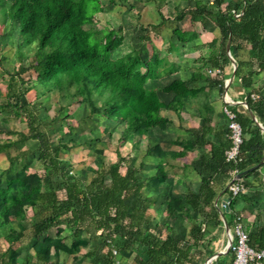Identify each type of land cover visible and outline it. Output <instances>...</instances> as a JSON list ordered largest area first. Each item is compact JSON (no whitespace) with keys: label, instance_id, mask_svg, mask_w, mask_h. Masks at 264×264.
Listing matches in <instances>:
<instances>
[{"label":"trees","instance_id":"obj_1","mask_svg":"<svg viewBox=\"0 0 264 264\" xmlns=\"http://www.w3.org/2000/svg\"><path fill=\"white\" fill-rule=\"evenodd\" d=\"M99 2L100 0H0V23H14L19 38L14 47L16 59L19 61L18 68L13 73L4 70L8 76L7 89L15 100L0 104V111L11 113L14 117H23L27 127V130L22 132L7 131V135L18 137L0 143V152L6 153L11 147L24 144L28 140H36L39 147L38 159L45 166L44 177L40 180L38 177L26 175L24 164L13 176H8L5 170L0 171V227L9 223L12 212L15 218L23 219L22 212L26 207L44 204L49 215L39 221V226L35 225L34 237L38 232L48 229L49 224L55 223L58 216L69 213L67 223L74 228L75 234L80 230L88 235L97 231H108L104 242L108 248L105 260L107 264H113L109 246L114 238L109 230L120 228L125 233H139L140 226L146 220L145 211L134 205L130 206L127 200L137 197L144 186L146 189L156 186L157 181L150 179L145 185L143 180H139L138 168L127 166L128 158L122 156L118 150L115 151L116 161L105 169L110 180L108 184L99 182L102 171L88 183H84L74 174H67L59 158L62 146H51L45 131L41 129V120L34 106H30L26 98V92L35 90L36 97L55 93L60 103L62 99H67V104H60L59 110L71 105L76 92L80 95V105L85 104L90 114H102L109 120L126 122L128 138H132L133 142L134 135L145 134L151 127L164 129L171 120L167 115H163L162 111L171 110L179 114L184 104L191 103L189 98H196L203 89H192L184 81L174 80L163 88L165 92L172 93L171 99L165 102L159 99L155 90L146 91L143 86H135L132 82L134 69L142 70L145 79L156 80L176 73L179 64L167 63L168 61L158 54L148 59L129 55L113 59L111 52L123 39L115 30H106L102 36L98 35L102 30L91 26L92 14ZM176 11L177 21H183L186 17L191 20L198 16L211 21L220 31L221 41H229L232 55L241 49L242 43L249 45L246 62L234 58V74L244 87L250 88L246 92L247 107L264 126V96L252 87L253 74L264 70V0H254V4L251 0H195L194 7H176ZM234 12L240 15L235 16ZM161 21L164 22L163 19ZM172 34L177 41L184 43L192 31L175 27ZM28 57L30 59L26 64ZM228 63V55L224 50L220 51L214 57L213 65L222 73L220 77L213 76L206 80L219 86L221 91L226 78L223 71ZM164 64L168 68L162 72ZM242 64L250 68L244 75L238 76ZM29 70L36 72L37 78H23L22 75ZM252 94L257 97L251 98ZM228 107L235 113L236 121L242 130L240 161L236 163L225 160V151L232 144L227 120V135L222 137L221 133H217L218 140L214 142L208 139L211 128L209 120L205 117L202 126L190 129L194 139L186 141L185 145H209V159L230 171L237 170L239 173L256 164L263 166L264 161L261 164L260 162L264 157V132L249 114L244 115L237 110V104H230ZM178 154L173 153L175 156ZM166 155L167 151H162L160 157L164 158ZM8 159L11 166L13 158ZM255 170L247 171L241 177L252 174ZM157 174L158 181L166 176L161 166H158ZM48 176L59 177L56 188H41L44 182L50 183ZM242 183L245 187L244 180ZM199 193H204L205 202L211 203L213 191L209 187L208 178L202 179ZM239 195L230 198L228 210L233 209V203ZM177 202L178 200L171 201L168 209L172 210L173 204ZM260 237L259 239L256 234L249 233V244L264 249V238ZM16 239L18 238L10 241ZM141 243L146 247L147 259L135 255V264H181L190 259V246H184L180 238L169 233L162 239L147 234L143 236ZM33 245L34 257L45 264L50 262L52 252L68 250L59 239L52 240L48 235L40 241L36 240ZM77 245L78 242L75 241L72 250L75 251ZM8 250L9 253L14 252L13 256L17 255L10 246Z\"/></svg>","mask_w":264,"mask_h":264},{"label":"rangeland","instance_id":"obj_2","mask_svg":"<svg viewBox=\"0 0 264 264\" xmlns=\"http://www.w3.org/2000/svg\"><path fill=\"white\" fill-rule=\"evenodd\" d=\"M251 1L254 4V0ZM94 4L96 3L94 2ZM187 4L189 2H180L179 0H100L97 9L92 14L91 26L102 30L98 35L105 34L106 30H115L117 34L122 36V43L111 52L113 59L128 55L148 59L152 58L154 54H158V56L165 58L168 61L167 63L175 62L179 64L180 69L177 75L173 74L174 77H170L171 74H169L156 80L145 79L142 70L134 69L132 82L135 86H143L147 91L154 90L155 87L161 85L164 88L174 80H180L184 81L189 88H193L200 81H206L213 76L220 77L222 72L214 73L209 72V70L215 68L213 65L214 57L222 50L226 53L227 42L221 41V38L219 40L211 39V36H214L211 33L214 26L211 23L206 24L200 16L191 20L186 17L183 21H177L175 19L176 7L177 9L187 8ZM162 19L164 20L163 23ZM175 27L192 31L186 42H179L173 36L172 30ZM18 41L17 28L14 23L11 24L10 21L4 24L0 23V104L15 100L7 89L8 76L4 73V70L8 69L9 73H13L18 68L19 61L16 59L17 53L16 48H14ZM248 48L249 45L242 43L241 49L236 50L233 55L230 53V55L238 61L246 62ZM3 55L7 58L5 59ZM29 59L30 57L26 58V64ZM228 59L229 63L226 65L228 73L224 84L228 82L230 74L233 73V64L230 62L229 57ZM167 68V65L164 64L162 72H165ZM249 68V66L242 64L238 76L244 75ZM191 69H196L197 72L192 73ZM22 76L26 80L37 78L36 72L33 70L25 72ZM158 81H161L160 85L157 84ZM252 81L258 84V91L263 88L264 70L255 72ZM224 91L223 87L220 97L224 96ZM159 95L162 101L165 102L170 98L169 94L159 93ZM199 95L202 96L201 92H199ZM36 96L35 90L26 92V98L30 106H34V110L41 120V129L45 131L51 146L54 148L62 146L59 158L67 174H74L84 183H88L91 178L96 177L102 171L99 182L108 184L110 180L105 173V169L107 165L116 161V150L128 158L127 166L129 167L136 166L141 160L143 151L133 158V142L132 138H128L129 132L126 128V122L118 119L109 120L102 114H90L85 104L80 105V95L76 92L71 105L64 110H59V106L60 104H67V99H62L60 103L55 93H48L43 97ZM239 99L243 103L246 102V93H243ZM201 100L203 99L198 97L195 105H198L197 103ZM10 114L0 111V143L18 137L17 135H7V131L22 132L27 130L26 121L23 117H14ZM162 114L168 117L171 116L173 119L178 117V114L171 110H163ZM180 120L181 117L179 118V125L182 124ZM24 151L25 155L21 156L19 153ZM38 155V142L28 140L21 147H12L9 152L0 153V171L5 170L6 174L8 171L16 173L24 164L26 166L25 174L32 178L38 177L40 180L44 177L45 166L38 159ZM11 157L16 158V163L9 166L8 158ZM5 167L6 169H4ZM122 168L121 171L123 172L124 167ZM48 179L50 183L44 182L41 188H56L59 177L48 176ZM134 200L133 197L127 200L130 206L134 204ZM44 206V204H41L35 207H26L25 211L22 212L23 219L15 218L12 212L10 224H7L10 226H17V224L25 226L26 234L23 233L22 236H27L31 246L35 238L33 228L36 227L35 225L39 226V221L49 215V211ZM69 218V213L61 214L56 218L55 223L49 224L48 229L40 231L36 237L42 240L43 237L48 235L52 240L59 239L60 243L67 246L68 250L66 252L61 251V256L66 264H107L105 253L108 248L104 242L108 231H97L93 235H88L80 230L75 234L74 228L67 223ZM10 226H5L0 231V252L6 250L10 240L15 238L17 232H20L15 231L17 234L9 233ZM145 228L146 226L142 229ZM109 232L112 233L114 238L109 250H116L121 259L125 258L124 264H135L133 260L135 255L144 257L146 247L141 243V239L145 236L143 233L147 235L150 234V231H143L142 235L133 234V232L125 233L120 228L114 229V231L109 230ZM75 241L78 242V245L74 251L72 250V244ZM27 251L29 256L33 257L35 249L29 247ZM52 258H56V256L54 257V254L50 255L49 259L55 260ZM51 262L54 264L55 261ZM34 263L36 264L31 260L30 264Z\"/></svg>","mask_w":264,"mask_h":264},{"label":"crops","instance_id":"obj_3","mask_svg":"<svg viewBox=\"0 0 264 264\" xmlns=\"http://www.w3.org/2000/svg\"><path fill=\"white\" fill-rule=\"evenodd\" d=\"M179 1L189 2L187 8L194 7L195 4V0ZM202 1L205 2L204 0ZM204 21L206 24L211 23L214 26L211 21L207 19H204ZM211 33L214 35L211 36V39L219 40L221 33L217 27L214 26ZM4 58L6 59L7 56H4ZM179 69L180 67L173 74L177 75ZM190 71L192 73L197 72L196 69H191ZM223 72L225 74L228 73L226 66ZM173 74L169 76L174 77ZM231 76L232 73L230 74ZM158 83L160 85L161 81H158ZM257 85L252 81V87H255L254 91H258ZM162 86H154V90L157 92L160 100L162 99L159 93L169 94L170 98L166 101L168 102L172 94L166 93ZM198 88L203 89L202 92L200 91L202 96L198 95L196 98H189L191 103L187 102L180 109L178 117H181V125L178 124V117L173 119L169 116L171 117V122H168L164 129L154 126L149 128L143 136L136 134L133 137V143L137 145L134 146L133 144V158L143 151L141 160L136 166L133 165V167L138 168L139 180H143L145 185L150 179L157 181L154 187L151 186L149 189H146L145 186L142 187L139 195L134 197L133 205L144 209V218H146L140 226L138 234L142 235L143 231H150V234L161 239L167 233L173 237L180 238L184 246H190V253L188 255L190 259L183 261L182 264H206V261L210 257L213 258L208 264H229L232 254L226 251L227 235L228 232L231 233L233 231L234 217L236 215L242 216L243 224L249 233L256 234L259 239L261 238L260 236L264 238V165L255 168L256 170L252 174L240 177V179L244 180L246 186L235 199L233 209L227 212L220 210L219 205L227 197V185L234 178L232 171L227 170L225 167H219L212 159H209V145L192 146L190 143H187L186 146L185 142L194 139L190 129L202 126L205 117L209 120L208 123L211 128L208 139L216 142L218 140L216 137L217 133H221L222 137L227 135L225 129L226 119L222 112L223 97H220V87L212 85V83L210 84L207 81L198 82L197 86L192 89ZM224 90V94L237 104L239 112L244 115L249 114L251 117L253 115L252 119L257 124L262 125L256 115L239 99L243 93L250 90L249 87H244L234 75L228 83L225 82ZM259 92L264 96V87ZM198 97L203 100L199 101L198 105H195ZM143 143H145L144 146H142ZM24 144L18 145V147ZM9 151L10 149L7 152ZM162 151H167V155L164 158L160 157ZM173 153L179 154L175 156ZM19 154L23 156L25 155V151ZM12 158L13 163H16V158ZM158 166L163 167L166 175L160 181L157 178ZM7 174L8 176H13L15 172L12 171L10 173L8 171ZM204 177L209 179V187L213 191L210 204L205 202L204 193H199L201 181ZM174 200H178V202L173 204L172 210H169L168 204ZM5 226L8 227L10 225ZM5 226L0 227V231ZM144 226L146 228L143 230ZM10 228L9 233H18L15 236L18 239L13 242L10 241L8 247L10 246L17 255L13 256L14 252L12 250L13 253H9L8 248L3 252L1 251L0 264H30L31 260L36 262V264L39 262H41L40 264H45L34 257L35 251L33 257L29 256V252L27 251L29 247L34 248L33 243L36 240L40 241V239L35 237L31 246L27 236H22L23 233L26 234L25 226L17 224V226L11 225ZM15 231L20 232L16 233ZM143 235L146 234L143 233ZM53 254L56 258L52 259L55 260L50 259V262L47 264H52L51 261H55L56 263L54 262V264H66L63 261L64 258L61 256V251L52 252L50 255ZM141 258L147 259V256L144 255ZM122 260L125 261V258Z\"/></svg>","mask_w":264,"mask_h":264},{"label":"built area","instance_id":"obj_4","mask_svg":"<svg viewBox=\"0 0 264 264\" xmlns=\"http://www.w3.org/2000/svg\"><path fill=\"white\" fill-rule=\"evenodd\" d=\"M210 3H212V1ZM234 15L239 16L240 13L234 12ZM209 72L220 73L221 70L219 68H215L209 70ZM256 97L257 96L255 94L251 95V98L253 99ZM230 104L236 103L224 94L222 111L227 120L229 137L232 143L230 148L225 151V160L237 163L241 160L239 156V147L242 142V130L240 124L236 121L235 113L228 107ZM232 173L234 178L227 185V200H223L221 202L219 205L220 210L224 204H226V206L229 205L230 198L236 197L244 190L242 180L240 178H236L238 171L233 170ZM227 236L226 251L232 254V259L229 264H264V249L255 248L249 244V232L243 224L241 215H236L234 217L233 231L231 233L228 232ZM107 241L109 240L107 239ZM111 254L113 264H124L116 250H111ZM212 258H209L206 261V264H208Z\"/></svg>","mask_w":264,"mask_h":264},{"label":"water","instance_id":"obj_5","mask_svg":"<svg viewBox=\"0 0 264 264\" xmlns=\"http://www.w3.org/2000/svg\"><path fill=\"white\" fill-rule=\"evenodd\" d=\"M229 46H230V44H229V41L227 42V44H226V54L228 55V57L230 58V60H231V62H232V64H233V73H232V76L230 77V79L228 80V82L232 79V77L234 76V72H235V69H236V66H235V64H234V59L232 58V56L230 55V48H229ZM227 82V83H228ZM244 105L245 106H247V103L246 102H244ZM252 117H254L253 115H252ZM258 126L261 128V130L264 132V126H262L261 124H259L258 123ZM262 161H264V157H263V159L261 160V162H260V164L262 163ZM259 166V164H256V165H254V166H252V167H250V168H248V169H246V170H244V171H242V172H239L238 174H237V176H236V178H240L243 174H245L247 171H250V170H252V169H255V168H257ZM225 200H227V198H225L224 199V201ZM223 212H227L228 211V206H226V204H224L223 205V207H222V209H221ZM210 258H212V257H210Z\"/></svg>","mask_w":264,"mask_h":264}]
</instances>
